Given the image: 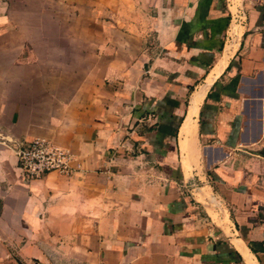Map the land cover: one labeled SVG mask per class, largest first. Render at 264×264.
Listing matches in <instances>:
<instances>
[{
  "label": "crops",
  "instance_id": "1",
  "mask_svg": "<svg viewBox=\"0 0 264 264\" xmlns=\"http://www.w3.org/2000/svg\"><path fill=\"white\" fill-rule=\"evenodd\" d=\"M0 264H264V0H0Z\"/></svg>",
  "mask_w": 264,
  "mask_h": 264
},
{
  "label": "built area",
  "instance_id": "2",
  "mask_svg": "<svg viewBox=\"0 0 264 264\" xmlns=\"http://www.w3.org/2000/svg\"><path fill=\"white\" fill-rule=\"evenodd\" d=\"M12 148L20 169L32 179H41L52 172L74 175L79 171L71 151L45 138L30 141L13 140Z\"/></svg>",
  "mask_w": 264,
  "mask_h": 264
},
{
  "label": "bare ground",
  "instance_id": "3",
  "mask_svg": "<svg viewBox=\"0 0 264 264\" xmlns=\"http://www.w3.org/2000/svg\"><path fill=\"white\" fill-rule=\"evenodd\" d=\"M231 54V53H230ZM221 70V69H220ZM210 77V76H209ZM208 83V82H207ZM204 91V90H203ZM198 97V96H197ZM200 97H198L199 99ZM200 102V101H199ZM193 110V109H192ZM192 113V111H191ZM194 113V111H193ZM192 113V115H193ZM188 136V135H187ZM238 247L243 251V253L245 254V256L247 257V259L251 262V263H255L253 260V256L249 254V252L247 251V249L245 248L244 244L242 243H237Z\"/></svg>",
  "mask_w": 264,
  "mask_h": 264
},
{
  "label": "trees",
  "instance_id": "4",
  "mask_svg": "<svg viewBox=\"0 0 264 264\" xmlns=\"http://www.w3.org/2000/svg\"><path fill=\"white\" fill-rule=\"evenodd\" d=\"M254 252H255V250L254 249H252Z\"/></svg>",
  "mask_w": 264,
  "mask_h": 264
}]
</instances>
